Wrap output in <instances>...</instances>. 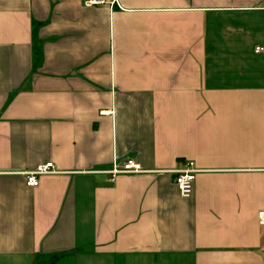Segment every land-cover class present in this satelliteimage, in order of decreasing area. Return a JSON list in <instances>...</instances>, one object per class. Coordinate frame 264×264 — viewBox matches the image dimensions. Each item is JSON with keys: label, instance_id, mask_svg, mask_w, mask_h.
<instances>
[{"label": "crops", "instance_id": "obj_1", "mask_svg": "<svg viewBox=\"0 0 264 264\" xmlns=\"http://www.w3.org/2000/svg\"><path fill=\"white\" fill-rule=\"evenodd\" d=\"M84 1L0 0V264H264V0Z\"/></svg>", "mask_w": 264, "mask_h": 264}, {"label": "built area", "instance_id": "obj_2", "mask_svg": "<svg viewBox=\"0 0 264 264\" xmlns=\"http://www.w3.org/2000/svg\"><path fill=\"white\" fill-rule=\"evenodd\" d=\"M106 0H85L84 3L87 6L92 5H102L105 4ZM112 3H116L117 0H112ZM264 49L262 47H257L256 52H261ZM146 170L142 167V165L133 158H128L126 161L120 166H115L113 169L109 171L111 175V181H114L115 178L120 174H134V173H142ZM200 170L195 167L194 163L189 161L185 164V166L181 169L175 170L174 174V182L177 185L180 194L184 198H189L193 194L194 190V182L196 179V175ZM56 165L54 162L49 161L46 163L38 164L34 169L23 172L26 184L30 187H36L39 185L40 176L49 173H57ZM259 221L262 225H264V210L259 212Z\"/></svg>", "mask_w": 264, "mask_h": 264}, {"label": "rangeland", "instance_id": "obj_3", "mask_svg": "<svg viewBox=\"0 0 264 264\" xmlns=\"http://www.w3.org/2000/svg\"><path fill=\"white\" fill-rule=\"evenodd\" d=\"M54 259H51L50 261L49 260H46L45 263L47 264H55L57 262V260L55 262H53Z\"/></svg>", "mask_w": 264, "mask_h": 264}, {"label": "trees", "instance_id": "obj_4", "mask_svg": "<svg viewBox=\"0 0 264 264\" xmlns=\"http://www.w3.org/2000/svg\"><path fill=\"white\" fill-rule=\"evenodd\" d=\"M56 260H57V257L54 258V261L53 262H55Z\"/></svg>", "mask_w": 264, "mask_h": 264}]
</instances>
